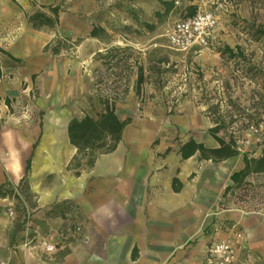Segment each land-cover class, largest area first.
Masks as SVG:
<instances>
[{
	"label": "rangeland",
	"instance_id": "obj_1",
	"mask_svg": "<svg viewBox=\"0 0 264 264\" xmlns=\"http://www.w3.org/2000/svg\"><path fill=\"white\" fill-rule=\"evenodd\" d=\"M199 6L219 15L220 24L211 45L184 52L174 50L167 42L166 30ZM37 8L47 11L42 6ZM93 24L105 27L111 36L101 41L88 37ZM41 30L45 43L55 36L47 27ZM57 32L67 39L59 54L43 51L45 43L38 39L40 46L29 57L15 61L1 56L0 103L8 100L10 126L34 122L41 130L46 127L50 131L49 126L54 123L95 111L99 96L111 92L114 79L112 71L102 64V54L112 46H129L133 58L138 57L146 67L153 65L158 72H150L142 95L138 96L133 89V68L129 81L118 88L115 111L120 118L131 117L130 123L153 122L160 137L172 138L174 143L195 137L204 140L207 147L218 146L208 128L214 126L213 121H220L217 134L234 140L240 156L261 154L264 0H63ZM19 35L17 26L16 32L1 26L0 47H7ZM77 38H81L79 43ZM225 47L232 48L234 56L224 51ZM7 127L3 129L6 131ZM16 147L22 154L29 150L28 145L16 143V134L5 139V144L0 140L3 162L16 165ZM71 150L70 145L69 154ZM68 169L76 171L70 162ZM23 178L24 187L28 182ZM247 182L225 194L221 205L232 211L228 219L219 220L222 226L236 223L244 234L243 244L251 242L250 233L256 227L260 229L256 237L264 233V172L250 175ZM8 187H1L0 229L4 230L8 245L16 250V215L10 217L7 208L13 206L16 213L17 207L21 217L29 203L19 189L23 203L17 201L16 183H9ZM71 205L74 208L75 203ZM73 208L69 214L75 213ZM236 215L253 219L252 223L243 224L234 219ZM260 258L254 256L251 246L240 249L239 264H263Z\"/></svg>",
	"mask_w": 264,
	"mask_h": 264
},
{
	"label": "crops",
	"instance_id": "obj_2",
	"mask_svg": "<svg viewBox=\"0 0 264 264\" xmlns=\"http://www.w3.org/2000/svg\"><path fill=\"white\" fill-rule=\"evenodd\" d=\"M57 1L0 0V27L16 32L17 26L20 33L3 49L18 59L33 54L40 46L38 39L45 43L44 32L31 28L25 14ZM6 111L2 101V144L16 134V143L28 145L29 150L22 154L16 147V165L0 157V187L16 183L17 201L23 203L18 184L26 177L34 197V206H27L35 216L32 235L57 238V226L69 218L52 206L63 201L77 205L82 234L61 240L53 252L33 243L23 246L18 213L16 250L0 229V260L6 264H203L208 239L222 233L219 220L228 219L232 211L221 204L225 187L232 185L230 175L244 166L243 155L213 161L195 152L184 158L180 146L190 138L174 143L172 138L158 136L153 122L134 121L124 128L112 152L99 154L91 168L75 174L68 169L75 153L67 134L69 121L52 124L50 131L34 122L10 126ZM192 139L205 145L204 140ZM234 219L246 225L253 220ZM254 230L251 242L244 245L253 247L254 256L264 264V233L256 237L260 229Z\"/></svg>",
	"mask_w": 264,
	"mask_h": 264
},
{
	"label": "trees",
	"instance_id": "obj_3",
	"mask_svg": "<svg viewBox=\"0 0 264 264\" xmlns=\"http://www.w3.org/2000/svg\"><path fill=\"white\" fill-rule=\"evenodd\" d=\"M62 1L63 0H59L45 6L47 9L46 12L37 8L32 13L25 14L26 21L31 28L41 30L43 27H47L54 31L55 36L43 46V51H49L51 54H59L62 51L63 42L67 41L66 38L59 36L57 32ZM193 11L190 12V15ZM144 25L152 27L151 24L148 23H144ZM87 36L101 41L104 37H110L111 34L105 30V27L93 24ZM80 41L81 38H77L76 42L79 43ZM224 51L229 52L230 56H234V50L232 48L225 47ZM2 55H7L13 60L19 61L18 58L12 57L6 50L0 47V59ZM141 61L142 60L138 57L133 58V53L129 46H112L108 51L102 54V64L106 66V69L112 71L111 74L114 76L111 92L99 96L98 107L95 111L86 113L81 118L73 117L69 120L67 125L69 142L75 147V153L70 161L72 168L76 169L75 174H78L81 169L91 168L99 154L112 152L117 147L124 128L132 120L131 117H126L124 119L120 118L115 111V102L119 94L118 88L120 84H125L129 81V75L135 67L136 76L133 89L139 96L142 95L143 84L150 78V72L152 70L158 72V70L154 69L153 65L146 67ZM159 61L161 62L163 60L159 59ZM5 101L6 104H8V100L5 99ZM213 122L214 126L208 128V132L218 143V146L207 147L203 143H197L190 138L180 146L182 157L186 158L198 152L200 157L204 159L220 161L239 154L238 147L234 140L231 138L226 140L217 134V131L221 128L220 121ZM243 162V168L234 171L230 175L232 185L225 187L224 194L233 187L247 185V178L250 175L264 172V144L261 149V154L258 157H248L247 154H243ZM28 167L29 162L26 165V169ZM24 181V178L20 181L18 187L19 192L24 195L29 206L33 207L34 201H31V198H34L33 194L29 191L28 185L23 187ZM2 189L3 188L0 187V193ZM73 203L74 202L63 201L59 205L52 206V209L56 207L58 208L57 212H71L73 208L71 204ZM52 209H48L47 212L50 210L52 211Z\"/></svg>",
	"mask_w": 264,
	"mask_h": 264
},
{
	"label": "built area",
	"instance_id": "obj_4",
	"mask_svg": "<svg viewBox=\"0 0 264 264\" xmlns=\"http://www.w3.org/2000/svg\"><path fill=\"white\" fill-rule=\"evenodd\" d=\"M219 24V15L215 10L199 6L191 15L176 20L166 30L165 36L169 46L176 51L184 52L193 48H208L215 37ZM25 208L20 217L25 236L23 246L33 243L45 252H53L61 240L76 238L82 234L77 206H74L76 208L74 214L67 212L69 221L57 226L59 235L56 239L50 235H32L30 228L33 216L27 206ZM7 212L10 217L15 215L18 217L19 210L16 207L15 213L14 207L10 205ZM243 241L244 234L237 229L236 223L223 225L222 233L212 235L208 239L202 257L203 264H239L240 249L244 247ZM0 264H6V262L0 260Z\"/></svg>",
	"mask_w": 264,
	"mask_h": 264
}]
</instances>
